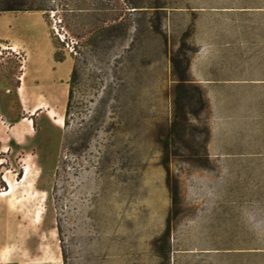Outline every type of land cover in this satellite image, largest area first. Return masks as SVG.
Instances as JSON below:
<instances>
[{"label": "rangeland", "instance_id": "obj_1", "mask_svg": "<svg viewBox=\"0 0 264 264\" xmlns=\"http://www.w3.org/2000/svg\"><path fill=\"white\" fill-rule=\"evenodd\" d=\"M4 33L0 91L36 51L63 109L51 56L77 78L62 126L0 93V264H264V0H0Z\"/></svg>", "mask_w": 264, "mask_h": 264}, {"label": "crops", "instance_id": "obj_2", "mask_svg": "<svg viewBox=\"0 0 264 264\" xmlns=\"http://www.w3.org/2000/svg\"><path fill=\"white\" fill-rule=\"evenodd\" d=\"M4 34L5 35L0 34V39L5 40L10 37L8 33ZM18 36L22 37L24 34L19 33ZM11 50L16 52L14 48H11ZM1 53H3V50L0 51V62L4 59ZM40 54V51H36L33 54H26L23 63L19 60L9 57L5 60V63L11 64L10 67L12 68L8 70L6 74L4 73L2 78L5 84L1 86L2 91H0V93L2 92L6 100L13 97V99H15L14 103H16L17 111H24L26 113H30V115H33L38 111H46V109L48 110V106H50L49 103H47L46 95L39 91V89L44 86L45 83V78H43L41 75L42 61ZM51 59H53L52 65L56 64L57 66L62 67L63 71L67 72L68 74L67 78H69L73 67L72 62H70L68 59L56 61L52 56ZM17 74H20V76ZM12 76L17 77L16 85L12 81ZM64 110L65 109H63V119L65 112ZM23 118L28 119V117L19 116V114H16L15 117H11L6 112L5 114L3 113V115L0 114V125L4 127L5 133V141L2 145H5L6 147L7 141H14L17 144L25 142L31 127H33V122L29 123L27 120L23 121ZM30 119L33 121L32 118ZM1 193L2 192H0V195L5 196Z\"/></svg>", "mask_w": 264, "mask_h": 264}, {"label": "trees", "instance_id": "obj_3", "mask_svg": "<svg viewBox=\"0 0 264 264\" xmlns=\"http://www.w3.org/2000/svg\"><path fill=\"white\" fill-rule=\"evenodd\" d=\"M1 9L6 10V11H12V10H20L22 8H17L14 6H7L4 8H1ZM54 59L56 61H63L64 56L58 55V52H56L54 54ZM76 78H77V69H76V65L73 64L72 71L70 74V78L68 81V84H69L68 98H67V103H66L65 112H64V123H65V125L68 124V117H69L70 108H71L72 99H73V83L75 82ZM185 81H189V79H188L187 74H186V69L183 68V69L178 70V83H177L176 87L179 89L182 86L183 82H185ZM168 157H169V153L166 151L165 152V159H166L165 168L169 172V168H168V164H167ZM166 184H167V187H168L170 193H172V195L174 197H176V195H177V184H176V182H174L172 184L169 180V177H168ZM168 232H169V226L166 228L165 233L167 234Z\"/></svg>", "mask_w": 264, "mask_h": 264}, {"label": "bare ground", "instance_id": "obj_4", "mask_svg": "<svg viewBox=\"0 0 264 264\" xmlns=\"http://www.w3.org/2000/svg\"><path fill=\"white\" fill-rule=\"evenodd\" d=\"M50 97L47 98V103H50V106H48V110H47V115L56 123H58L60 126L63 125L64 123V119H63V113L61 110H63V99H64V95L62 93V95L57 94V92L53 91L50 93ZM27 120V122L31 123L32 120L30 118H23V121ZM29 175V169H27V171L25 172V175L22 177L23 180H26L27 177ZM14 192V183L13 181L9 180V186L7 188H5L1 194L8 196V198H13ZM37 217V215H36ZM1 252L4 254V252H6L5 249H1Z\"/></svg>", "mask_w": 264, "mask_h": 264}]
</instances>
